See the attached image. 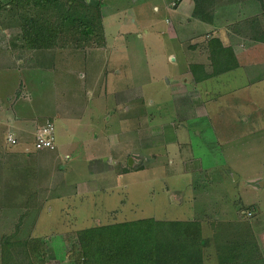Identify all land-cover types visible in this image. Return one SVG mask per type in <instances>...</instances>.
Listing matches in <instances>:
<instances>
[{"label": "rangeland", "instance_id": "rangeland-1", "mask_svg": "<svg viewBox=\"0 0 264 264\" xmlns=\"http://www.w3.org/2000/svg\"><path fill=\"white\" fill-rule=\"evenodd\" d=\"M199 1L101 0L98 48L71 18L31 53L0 26L2 119L27 130L11 143L0 124V244L43 236L51 264H69L91 224L203 216L204 264L218 263L211 220L264 257V0ZM216 36L236 54L214 65L197 45ZM195 63L217 75L197 83ZM46 119L56 145L39 150Z\"/></svg>", "mask_w": 264, "mask_h": 264}, {"label": "trees", "instance_id": "trees-1", "mask_svg": "<svg viewBox=\"0 0 264 264\" xmlns=\"http://www.w3.org/2000/svg\"><path fill=\"white\" fill-rule=\"evenodd\" d=\"M206 2L208 0L198 3L209 8ZM97 5H102L101 0H0V26L10 32L11 39L17 40L22 51L31 53L55 44L61 28L68 33L70 28L62 24L71 18L70 26L80 27L77 31L82 37H89L92 46L100 47L106 42L103 28L100 29L101 25L97 22L100 19L101 23L103 15ZM18 7L26 11L21 12ZM73 10H81V13H73ZM199 44L198 48L202 46L201 51L205 50L209 54L214 65L223 56L228 61L226 57L230 58L229 52L236 54L219 36L209 39L208 43L205 41ZM198 66L199 63L193 64L191 70L196 72L195 67ZM200 68L203 69L201 76H196L194 72L197 83L217 75L214 73L216 68L206 70L203 64H200ZM233 68L226 67L221 71ZM249 213L252 214L251 211ZM200 217L166 221L163 222L165 227L158 226L156 220L146 224L148 219H139L80 228L77 230V243L68 247L66 256L69 264H204L209 238L203 236ZM211 222L214 224L217 264H264V257L258 254L257 245L252 249L235 247L224 235L223 224L220 221ZM42 237L30 235L24 239L1 243V264H51L49 259L52 256H49L48 246Z\"/></svg>", "mask_w": 264, "mask_h": 264}, {"label": "crops", "instance_id": "crops-1", "mask_svg": "<svg viewBox=\"0 0 264 264\" xmlns=\"http://www.w3.org/2000/svg\"><path fill=\"white\" fill-rule=\"evenodd\" d=\"M259 30H260V33H256L255 32V30H254V32H255V35L256 36H261L262 37V33L264 32V28H259ZM263 30V31H262ZM224 32H226L227 34L230 32V31H233L232 30V27H226L225 28V30H223ZM234 31H236L235 29H234ZM221 32L220 31H218V34H220ZM227 44V43H226ZM3 111H7L6 109H5V107H0V124L1 125H4V126H6V128H7V131H8V136H9V134H13L14 135V137L16 138V140H17V142H18V138L20 137V134L22 133V132H24V131H27V130H25L22 126H20V123H19V121H20V119L18 120V121H16L15 122V120H14V118L9 114V115H6V118L5 119H2V117H3ZM15 112V111H14ZM46 120H48V119H46ZM49 120H51V119H49ZM52 121V120H51ZM38 128H39V126H36L35 127V134H36V131L38 130ZM8 136H7V141H9L8 140ZM16 142V143H17ZM98 170V169H97ZM60 182H64V179H62V181H60ZM86 187H84V191L82 192V191H79V193H76V195H78V196H81V197H83L84 199H87V193H86V191H90V192H93V193H95L96 191L95 190H97L98 189V187L97 186H92V187H90V185H85ZM72 196V195H71ZM68 197H70V196H68ZM116 214V213H115ZM99 222L100 221H97V224H99ZM88 223H91V222H88ZM110 224V223H109ZM112 224V223H111ZM91 225H94V224H91ZM90 225V227H92ZM100 225H102V224H100Z\"/></svg>", "mask_w": 264, "mask_h": 264}, {"label": "built area", "instance_id": "built-area-1", "mask_svg": "<svg viewBox=\"0 0 264 264\" xmlns=\"http://www.w3.org/2000/svg\"><path fill=\"white\" fill-rule=\"evenodd\" d=\"M54 124L51 120H46L45 123L38 128L35 134V147L39 150L55 148ZM8 140L11 143H16L17 140L13 134H9Z\"/></svg>", "mask_w": 264, "mask_h": 264}]
</instances>
